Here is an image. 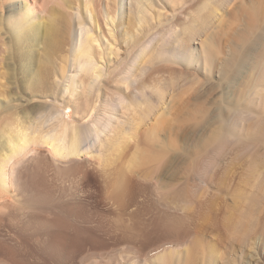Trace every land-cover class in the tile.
Returning <instances> with one entry per match:
<instances>
[{
    "label": "rangeland",
    "instance_id": "obj_1",
    "mask_svg": "<svg viewBox=\"0 0 264 264\" xmlns=\"http://www.w3.org/2000/svg\"><path fill=\"white\" fill-rule=\"evenodd\" d=\"M34 1L43 5V0ZM63 1L67 12L48 5L40 20L49 29L33 38L34 66L38 69L42 53L50 58L46 68L41 64L44 71L41 66L40 73L32 70L44 76L39 86L30 87L21 75L14 45L12 53L0 52V58L5 54L0 126L27 107L44 129L62 118L75 121L76 99L70 94L92 75L75 67L71 56L78 16L92 35H101L94 60L103 76L90 86L88 114L81 122L93 129L85 148L102 159L93 160L75 180L56 174L43 161L32 163L24 175L51 193L56 211L21 228L0 223V258H19L21 264H264V0H142L137 18L122 15L113 30L105 22L106 0ZM192 28L193 41L182 33ZM127 29L137 34L131 49L122 42ZM7 30L1 32L8 40ZM149 41L151 62L136 67L132 58L139 43ZM109 96L123 104L114 115L117 120L105 124L99 105ZM148 100L151 113L131 141L128 131L121 133V122H131L133 113L125 106ZM154 126L153 139H148ZM124 139L129 146L121 154L98 144ZM149 144L162 153L160 166L153 172H146L145 165L130 167L137 152L151 151ZM148 172L151 181L145 182ZM70 190L73 197L65 196ZM54 241L59 250L50 246Z\"/></svg>",
    "mask_w": 264,
    "mask_h": 264
},
{
    "label": "bare ground",
    "instance_id": "obj_2",
    "mask_svg": "<svg viewBox=\"0 0 264 264\" xmlns=\"http://www.w3.org/2000/svg\"><path fill=\"white\" fill-rule=\"evenodd\" d=\"M141 1L142 0H106V2H105L106 4H105V8H104L105 9V16H106L105 22L107 25L111 26V29L109 28V30H113L114 24L117 23V19L121 20L122 15H125L128 18H131V16H133V18L135 17V19H136L137 17L135 16V12L137 11L136 9H137L138 5L141 4ZM153 1L155 2V0H153ZM88 4H90V2ZM9 5H10V7H9ZM48 5H58L59 8H62V10L64 9V11H66V12L68 10V7L65 5L63 0H43L42 6L37 4L34 0H0V52L2 51V52H6V53L10 54V53H12V46L13 45L15 46V48L13 49V54L15 55L14 57L19 62L21 69L23 68L22 71L20 70L21 75L23 77L27 78V80L30 84V87H32L31 85L37 86L38 84H40V81L44 76L41 78L40 74H38V73L41 72V70H40L41 68L43 69L44 67L45 68L47 67L45 65L46 62H50L49 61L50 58L48 59L49 55H48V57H46L47 54L44 55V53H42L43 55L42 54L41 55L43 57L40 58L41 57V55H40V57H39L40 60H38L37 62L40 61L38 65L41 66V64H44L43 65L44 67L41 66V68L39 69V66H38V69H37L34 66V61H33L34 59H32V55H33L32 49L35 47V44L37 45V42H34L33 38L35 36L41 34L42 30L45 29V31H48V29H49V27H48L49 24H46L45 28H44V23H43V21L40 20L42 18L43 14L48 13V10H47ZM8 7H9V9L6 10ZM84 9H86V11L89 13L90 18H92L91 14H93V13L91 12V10H89V8H84ZM70 10H71V7H70ZM72 10H74V9H72ZM159 12H161V11H159ZM73 14L76 17V14L75 13H73ZM77 14H80V13H77ZM216 14H217V12H216ZM48 18L50 19L52 17L49 16ZM77 18L78 19H75V18L73 19V27H72L73 52L71 53L72 54L71 56L73 57V55H74L75 63L78 64V65L75 64V67L79 66V68H81V70L85 71L86 74L92 73V75H91L90 80L88 82L86 81L87 83L86 82L83 83V86H81L82 88H80V86H78V85L75 86L76 88L73 86L74 87L73 90L75 92L73 91L74 94H70V95H74L75 99H76V100L74 99L75 103H76L75 104L76 105L75 106V112H74L75 121H65L62 118V120H60L58 123H56L55 125H53L49 129H44L43 125L40 122H37L36 119L34 118V111H32L30 108L27 107V108H22L21 110L16 112V114L13 117H11L10 121L5 120V118H4L5 121H3L1 126H0V223L3 225H5L6 223L9 224L10 222L11 223L14 222V225L16 224V225H18V227H20L19 224L21 225V224L30 223L32 221H35L36 218L38 216H40V214L42 216V214H48L49 212L54 210L53 207L55 205L51 206V204L52 203L54 204L55 201H53L54 198H53V196L50 195L51 193L49 194V192L46 193L44 190L37 189L38 186L36 187L35 186L36 184L30 182V180L28 181L24 175L25 172H29V168H30L32 163H34V162L38 163V162L43 161L45 163L44 166L46 164L49 165L50 168H52L56 174H61V175L63 174L62 176L65 175L64 176L65 178L74 179L79 174L85 173V169H87L88 165L90 166V164L93 160H96V162H98L102 159L101 153H99L98 155L91 154L92 151L90 150V148H87V147L85 148L86 144H88V140L90 139V137H92L91 135L93 133V129L90 126H85L81 122L82 120H83V122L86 120L85 116H86V114H88V105H89L88 96H90V94H92V93H89L90 92L89 90L91 88L90 86H92L93 83L95 81H97V79H99L100 77L102 78V76H103L101 74V69H99L100 66L98 65V61H96V59L94 60V45H95V43L98 42L97 39L100 38V37L98 38V36L100 34L98 36L96 35L97 37L92 35L91 32L93 29L86 27L85 26L86 23L84 24L83 19H80L78 16H77ZM209 18H211V17H209ZM207 21H205V22L207 23ZM118 23H119V21H118ZM206 23H204V24H206ZM52 25H53L52 27L56 26V25H54V23H52ZM4 27H5V29L6 28L8 29L7 31H9L8 40L6 39V37H4L5 35L3 36L2 32H1ZM98 28H99L98 25H96L97 31H98ZM51 30L52 29L50 28L49 31H51ZM186 30L187 29L182 30V33L184 31L183 34L188 35L190 40L193 41V40L197 39L196 33L193 31V28L189 29L188 32H186ZM131 31L129 32L127 29L126 31L124 30V33H122L123 34L122 42L125 44V47H127V49H131L134 47L133 42H134L135 36L137 35V34L134 35L136 32H134V34H133V32H131ZM147 32H148V30H147ZM99 33H101L100 28H99ZM6 35H7V33H6ZM53 35L58 37L56 34H53ZM49 42H51V41H49ZM150 43H151V41L139 43L140 45H138V46H140V47L135 52V54L132 58L135 62L134 65L136 67H140L142 64L144 65L146 63L151 62L150 56L153 55L154 46H151ZM47 44H48V42L44 45L49 47ZM47 47L44 48V50H46ZM109 47L111 48L110 45H109ZM44 50H43V52H44ZM45 52H47V51H45ZM105 54H104V56H105ZM107 54H108V52H107ZM4 55L2 56V58H0V61H3L2 59L5 58ZM115 55H117V53ZM0 57H1V55H0ZM159 57L162 58V57H164V55L158 54V58ZM35 65H37V64L35 63ZM35 68L37 69L36 70L38 72V73L36 72L37 74H34V72H33L35 70ZM97 69H99V70H97ZM29 70H31V71L33 70V71L29 72ZM38 70H40V72ZM42 71H44V69ZM114 71H113V73L115 74ZM61 73H62V77H64L65 73H66V69H63L62 72H60V74ZM2 74H5V73H0L1 77H2ZM42 74H41V76H42ZM4 76L5 75H3V77ZM114 76H116V74ZM83 79L85 80L86 78L84 77ZM113 80L116 81L115 79H113ZM42 81H43V79H42ZM74 81H75V79H73V83H74ZM76 81L78 82L79 80H76ZM1 82H0V84L4 85V84H2L3 82L2 83ZM73 85H75V83ZM78 87L80 89L76 90ZM2 89L3 88L0 89V97H1V95L4 94L1 91ZM69 90H71V89H69ZM156 90H157V88H156ZM157 92L160 95V93L162 91L160 92V90H157ZM96 96H97L96 97V99H97L98 96H100V95H96ZM61 97H64V95ZM2 99H3V97H2ZM122 104L123 103L121 101L116 100L114 97H111V96L107 97L106 100L99 105V110L101 111L102 116L103 117L105 116L103 119V123L106 124V123H109L110 121L117 120V118L114 115L119 111V106ZM142 104H144V106ZM142 104L135 101L134 104L129 102L125 106L126 110H128V111L130 110L133 113H132V116L130 114L128 117V119L130 118V116L132 117L131 122L128 120H123L121 122L122 123V129H123V132H121V133H124V130H125V133H126V131H128L126 134L130 133V135H129V136H131L130 140L136 136L137 127L141 126V123L143 122V120H145V118H147V116H148L147 114L151 113L152 105L149 104V100H148V102H144ZM132 105H134V106H132ZM65 108L67 109V108H69V106H67ZM168 109H166V110H168ZM65 112H67V110H65ZM58 118H59V116H58ZM162 118H164V117H162ZM160 121H162V120H160ZM156 126H157V124H156ZM156 128L157 127H155V126L153 127V129L151 128V130L148 134V139H153L152 137L154 136V132H156L155 131ZM120 131H122V130H120ZM121 135H123V134H121ZM122 138H123V136H122ZM126 139H124L125 142H119L118 141V142H111V143H108L106 145H104V144L102 145V141H99L98 144H99V147L103 146V148H105V151H111V150L115 149V150H118V152L121 154L129 146V145H127ZM149 147L151 148V145ZM152 148H153V146H152ZM152 148H151L150 152H148V151L147 152H144V151L140 152L139 151V153L137 152V154H136L137 156L134 155L135 157H133V160H131V162H130V167H132V166L134 167V165H136V166L145 165L146 166V172L147 171L153 172L154 170H156L158 168V166H160V164L162 163L161 162L162 158H160L161 155H159L162 153H156V152L152 151ZM40 164H39V166H40ZM129 169H132V168H129ZM29 174H27V176ZM149 176H150L149 172L147 173L146 176H144L145 182L148 181ZM78 179H80V178H78ZM150 181H151V179H149V182ZM44 186L47 187V185H44ZM157 188H159V187H157ZM163 189H161V190L164 191L165 189L164 190ZM169 189L170 188H168V190ZM168 190L167 191L165 190V191L168 192ZM71 192H73V191L70 190L69 192H67V194H65V196L67 195V197H73ZM164 192H162V195H164L166 193V192L165 193ZM174 193H175V190H174V192L170 191V193H168V196L172 195V194L174 196L175 195ZM54 197H55V195H54ZM59 197L60 196H58L57 198H59ZM57 198L55 200H58ZM62 198H63V196L60 199H62ZM163 198H166V197L163 196ZM57 202L59 203V201H56V203ZM163 206L166 207L167 209H170L168 204L166 206L164 204ZM55 207L57 208V206H55ZM58 207H60V206H58ZM65 208H66V206H65ZM62 210L59 209L58 211L61 212ZM54 211H56V210H54ZM95 213H97V212H95ZM62 214H63V212H62ZM97 214H99V212ZM55 215H54V217H55ZM58 215H61V214L58 213ZM101 215L104 218L106 217L105 213L104 214L102 213ZM59 218H60V216H59ZM53 221H51V222H53ZM63 221H65V220H63ZM60 223H61V221H60ZM44 225H46V224H44ZM45 231H47V230H45ZM51 240H52V238H51ZM56 242H57V240H56ZM50 244L49 245L52 248H54L55 250L58 249V247H59V244L55 243V241L51 242ZM8 254H10V253H8ZM2 257H4V256H2ZM14 257H15V255H14ZM17 257H18V255H17ZM1 258H0V264H21V262L18 261L19 258L14 259V260H9L8 258H7L8 260H5V259H3V258L1 259ZM4 258H6V257H4Z\"/></svg>",
    "mask_w": 264,
    "mask_h": 264
}]
</instances>
